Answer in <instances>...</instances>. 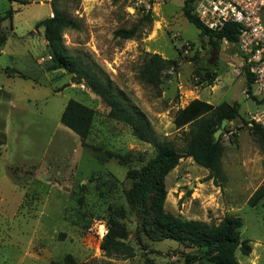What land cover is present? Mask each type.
Instances as JSON below:
<instances>
[{"label": "rangeland", "instance_id": "obj_1", "mask_svg": "<svg viewBox=\"0 0 264 264\" xmlns=\"http://www.w3.org/2000/svg\"><path fill=\"white\" fill-rule=\"evenodd\" d=\"M41 1L48 2L31 0ZM181 2L157 0L151 13L137 14L127 8V0H81L76 13L81 29L64 35L65 46L86 64L106 71L123 92L126 105L145 114L155 136L168 137L178 146L181 140L175 133L173 116L179 107L195 98L213 105L240 106L238 118L227 122L219 138L226 147V185L219 187L207 180L208 173L203 168L205 171L194 167L179 172L168 179L165 210L172 216L216 225L226 216L240 218L244 223L241 239L251 245L259 241L264 246L262 207L249 206V199L264 183V158L254 138V124L249 120V113L260 105L244 94L248 93L245 77L233 73L232 64L239 55L237 47L225 40L200 38L196 27L183 20ZM7 5V1L0 0V8ZM48 15L49 8L45 6L28 9L21 15L26 21L21 30ZM119 29L136 30L135 37L116 38L114 33ZM186 39L195 44V50L188 55L180 49ZM32 51L37 52L39 60L49 56V51L41 52L40 47ZM146 53H158L178 62L177 68L163 71L159 88L138 79ZM22 63L15 68L24 70ZM41 64L44 68L53 65L52 61ZM216 73L218 77L211 81ZM51 79L46 76L43 84L39 76L42 86L38 91L30 89L31 81H18L20 98L27 103L37 97L38 105L33 104L37 108L34 115L23 120L25 125L15 127L19 132L10 136L9 157L20 163L9 170L16 190L0 162V214L6 212L12 218L17 211L12 219L0 216V264H19L21 259L22 264H64L67 256L77 264H145L147 260L154 264H200L204 250L189 241L158 243L145 237L135 241L138 216L128 202L132 181L127 173L146 165L155 156L154 146L136 138L125 124L109 119L106 106L85 85L76 84L70 76ZM71 99L95 108L87 142L101 152L83 147L80 138L62 125L61 116ZM107 151L125 157L127 162L99 161L96 156L105 158ZM186 173L191 180L184 179ZM113 218L131 232L135 258L105 257L106 237L100 241L96 228L105 224L108 235ZM240 254L239 251L241 264H246L248 257ZM259 255L256 251L253 259ZM259 264H264V256Z\"/></svg>", "mask_w": 264, "mask_h": 264}, {"label": "trees", "instance_id": "obj_2", "mask_svg": "<svg viewBox=\"0 0 264 264\" xmlns=\"http://www.w3.org/2000/svg\"><path fill=\"white\" fill-rule=\"evenodd\" d=\"M13 1L22 5L32 3L31 0ZM195 1L184 0L183 15L200 31V36L225 40L235 45L240 27L230 24L222 32L209 31L193 13ZM80 6L81 0H51L53 17L42 20L37 27H43L45 30L47 48L53 58L50 68L62 69L71 77V81L85 85L106 106L109 119L125 124L131 128L136 138L152 144L155 148V156L146 165L127 173V178L132 181L128 202L138 216L135 241L141 242L144 237L158 243L175 241L183 244L189 241L204 250L200 264H240L237 253L240 251L242 255L249 256L252 252L250 241L241 239V229L244 226L242 219L226 216L217 225L207 224L199 220L172 216L165 210L168 196L166 179L180 164L181 159L192 158L198 166L208 172L207 180L213 181L219 187L226 185L228 177L223 164L226 147L222 142L215 141L214 134L223 121L229 122L238 118L240 106L236 103L233 106L227 103L213 105L195 99L186 107L178 109L173 116L175 133L179 134L181 145L178 146L168 137L157 138L145 114L137 108H129L122 100L124 94L109 74L97 65L86 64L65 46L64 35L69 31L81 29V21L76 14ZM135 33L136 30L119 29L114 35L116 38L132 40ZM5 41L6 36L0 35V45ZM190 43L194 51L195 44ZM145 56L138 79L144 85L159 88L163 71L177 68L178 62L164 59L156 53H146ZM216 77L218 73L211 81ZM246 79L247 91L251 93L253 77L248 73ZM95 117V109L71 99L61 116V123L80 138L83 147L99 153L101 149L87 142ZM252 131L264 158V130L254 124ZM105 155V158L99 155L96 157L101 162L110 159L123 164L127 162V159L119 154L107 151ZM249 206H261L264 218V183L249 199ZM110 226V232L103 243L105 257L111 260L135 258L137 251L131 244L132 234L129 229L115 218L111 220ZM64 260V264H77L72 256H67ZM50 264L60 263L53 261ZM145 264L154 263L147 260Z\"/></svg>", "mask_w": 264, "mask_h": 264}, {"label": "crops", "instance_id": "obj_3", "mask_svg": "<svg viewBox=\"0 0 264 264\" xmlns=\"http://www.w3.org/2000/svg\"><path fill=\"white\" fill-rule=\"evenodd\" d=\"M1 1L2 3H4V1H7L9 5H7L6 7L3 6L0 8V35L6 36V41L2 45H0V61H1V64H0V162L5 166L2 169L7 170L8 177L10 178V182L14 186V190H16L15 188L16 185L12 181L11 176L9 175L10 174L9 170L11 166H19L20 163L16 162L15 158L13 159V161H11L9 157L10 156V152H9L10 136L13 133L19 132V130L15 129V127H20L21 125L23 127L25 123H22V121L26 120L27 117H31L34 115L33 112L37 110V108L35 107L34 109L33 104L38 105L37 97L35 99H32L33 102H36V103H32L31 99L27 100V103H26L24 100L20 98V91H21L20 88L21 87H19L20 83L18 81H24L25 84H27L28 81H31L34 85L32 84L30 89L34 91H38L39 87L42 86V84L39 82V76L42 78L43 84H45V82L47 81L45 80L46 76L48 78H52L51 81L63 80L65 78H68V76L66 72L62 69L44 68V66L41 63H39V57L37 58V55H36L37 52L34 53L32 51L34 48L40 47L41 52L42 51L44 52V49L46 52H48V48H47L48 43L45 39V30L43 27H37V24L41 22L42 20H44L45 18L36 20L35 22H33V25H30V24L27 25L28 26L27 30H21L23 29L21 27H23V24L26 22L24 20V17H22L21 15L24 14L25 11H27L28 9L31 10L33 7L45 6L49 8V15L47 17L53 16L50 0H48L47 3H45L44 1H41L39 3L35 2L29 5H22L19 2H16L13 0H1ZM96 5L98 7V3ZM183 6H184V2L182 0L180 4L182 15H183ZM89 9L93 10L94 6L92 5ZM184 19L187 20L185 17L183 18V20ZM179 23H181V21ZM186 40H190V39H186ZM190 41H194V40H190ZM28 48H32V50ZM19 62H23L22 64H23L24 70L22 68H20V70L15 68L16 65L19 64ZM234 63L235 64H232L234 66L232 68L233 73L235 75H243L245 77L246 84H247L246 77H247L248 72L244 66L245 65L244 58L242 57L240 53L237 56ZM195 99H200V98H195ZM200 100L210 103L207 100H203V99H200ZM81 103L85 104V102H81ZM187 105L179 107L178 109L184 108ZM89 107L95 109L93 106H89ZM29 111L31 112L30 115L27 114ZM29 162L33 163V161H29ZM37 162H34V163H37ZM194 167H197L200 170H202L201 167L198 166L192 158L181 159L180 164L167 176V179H166L167 186H168L169 177H172L174 175H177L179 172L182 173L183 171L190 169V168H194ZM202 171H205V170H202ZM206 173L208 172L206 171ZM184 179L186 181L188 179L191 180V175L186 173L184 175ZM20 200H21V197H19V202ZM167 203H168V200L166 201V204ZM16 212L14 213L15 215H16ZM3 215L9 219H12L15 217V215H13L12 218H10L6 214V212L2 215L0 214V216H3ZM262 219L264 220V218ZM23 221L24 222L26 221V216H24ZM258 242L254 244L252 243L251 245L252 252L249 256H247L248 261L246 264H255V263L259 264L261 257L264 256V246H262ZM256 251L260 252V255L257 257V259L254 260L253 256ZM237 256H238V253H237ZM238 259H239V256H238ZM21 260L19 261V264L23 263L21 262ZM239 262H240V259H239Z\"/></svg>", "mask_w": 264, "mask_h": 264}, {"label": "built area", "instance_id": "obj_4", "mask_svg": "<svg viewBox=\"0 0 264 264\" xmlns=\"http://www.w3.org/2000/svg\"><path fill=\"white\" fill-rule=\"evenodd\" d=\"M156 2L157 0H127V8L133 13L148 14L153 11ZM193 13L211 32H222L230 24L240 27L235 46L244 58L245 69L253 77L251 93L244 94L260 105L259 109L249 113V120L264 130V0H196ZM180 49L184 55L193 51L187 40H183ZM52 60L49 55L41 58L39 63ZM107 233L105 224L97 226L96 235L100 241Z\"/></svg>", "mask_w": 264, "mask_h": 264}, {"label": "water", "instance_id": "obj_5", "mask_svg": "<svg viewBox=\"0 0 264 264\" xmlns=\"http://www.w3.org/2000/svg\"><path fill=\"white\" fill-rule=\"evenodd\" d=\"M226 125H227V121H223V122H222V126H221V128L218 129V130L216 131V133L214 134V138H215V141H216V142L219 141L220 135L222 134L223 129L226 127Z\"/></svg>", "mask_w": 264, "mask_h": 264}]
</instances>
